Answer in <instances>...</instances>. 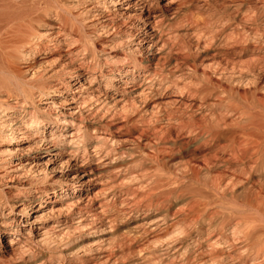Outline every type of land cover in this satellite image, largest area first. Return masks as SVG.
<instances>
[{
	"label": "bare ground",
	"instance_id": "obj_1",
	"mask_svg": "<svg viewBox=\"0 0 264 264\" xmlns=\"http://www.w3.org/2000/svg\"><path fill=\"white\" fill-rule=\"evenodd\" d=\"M0 100V264H264V0H0Z\"/></svg>",
	"mask_w": 264,
	"mask_h": 264
},
{
	"label": "rangeland",
	"instance_id": "obj_2",
	"mask_svg": "<svg viewBox=\"0 0 264 264\" xmlns=\"http://www.w3.org/2000/svg\"><path fill=\"white\" fill-rule=\"evenodd\" d=\"M83 158H80V163L82 162ZM107 176H103V178L106 179ZM54 179V180H53ZM56 179H58V176H55V175H49L47 176V178L45 179V182L43 180V183H51L53 181H55ZM113 185H109L110 183L107 184L108 187H105L106 183L103 182L101 184H98L94 187V192L93 194H96L98 193V198L96 199L95 201V208L98 207V203L99 202H103L106 204L107 206V209L112 211L113 214H116V215H119L120 217V221L116 223V230L118 232H121V230H125L129 227H136V226H143L144 223L146 221H151L154 219L155 215L154 213L153 214H149L146 213V211H140L139 213H132V214H128L129 213V210H128V207L127 205H122L121 202L123 201H126V202H129L130 199L131 201L133 200V198L137 197L140 193H142V191L144 190L143 187L138 184V183H132L129 181H125V180H122L120 178L118 179H114L113 181ZM110 187H113L112 189H114L116 192H117V195L114 197V195H111V190L109 189ZM1 188L4 190V191H9V188H7L6 186H1ZM108 189L107 191V195H102L103 194V191ZM131 193V194H130ZM122 206V207H121ZM128 214V215H127ZM126 215L125 219L122 220V218H124V216ZM68 217H71L69 216V214H64L63 216H61V218H59L60 220L62 219H65V218H68ZM49 221V220H48ZM55 221L54 218H52L48 223H51ZM105 235L103 239H106L108 238V233L107 234H103ZM174 235V234H173ZM101 236H99L98 234L96 235H93L91 237H87V242H91V244L93 243L92 246L94 247H98L100 248V251L99 253L100 254H106L108 253V251H110V247L106 245V242H102L103 239H100ZM100 239V240H99ZM109 247V248H108ZM110 249V250H109ZM206 251V248L202 249L201 252H205ZM98 251H95L94 253L90 254L88 257L91 258L92 260H96V257L98 256ZM175 252H171L169 254H166L165 253V248H163L159 253H157V256H159L160 258H164V260L167 258H169V260L167 259V261H169L168 264H171V263H175V262H178V258L181 257V254H174ZM175 255L177 256L175 258ZM166 261V260H165Z\"/></svg>",
	"mask_w": 264,
	"mask_h": 264
},
{
	"label": "clouds",
	"instance_id": "obj_3",
	"mask_svg": "<svg viewBox=\"0 0 264 264\" xmlns=\"http://www.w3.org/2000/svg\"><path fill=\"white\" fill-rule=\"evenodd\" d=\"M44 2H45V0H41V3H44ZM53 2H55V0H53ZM47 23L49 24L50 28L55 27V21L54 20L48 21ZM44 32H45L46 36L49 35L48 29H45ZM50 38L54 40L55 34L53 33ZM46 44H47V41L45 42V45ZM45 45H42L40 47L39 54L36 55L33 64L30 66L39 67L41 64H44L47 60L51 59V56L45 55V52L48 51V49L46 48ZM89 64H91L92 67H88ZM85 70L87 72V81L90 85L93 83H96L97 81H99L100 83H106L107 80L109 79V77H106L104 75L103 68L99 65V63L95 59L92 61H88L86 63ZM112 71H113L112 69H109L110 74L112 73ZM39 77L42 80L52 81V84H51L52 92L54 94H61V89L64 87L63 80H62V74L58 75V73L56 71H49V72L41 71L39 73ZM82 78H83V76H82ZM18 91H20V90L18 89ZM31 91L39 93L40 89L39 88H33V89H31ZM20 95H21V97L24 96L22 91H20ZM39 98L40 97L38 95L36 97H33L32 99H39ZM28 102H29V100L27 98H25L24 103H28ZM2 103H4L3 100H0V104H2ZM26 127L29 130H31L33 128V126L30 124L26 125ZM78 135H79V133H78ZM72 143L74 145H77V141H73ZM81 143H82V141H81ZM80 154L81 153L79 151L75 152L73 155V158H75L76 156H79ZM83 162L84 163L88 162L86 153H84Z\"/></svg>",
	"mask_w": 264,
	"mask_h": 264
}]
</instances>
